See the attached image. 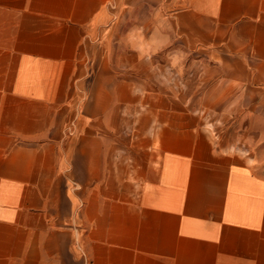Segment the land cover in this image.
I'll return each mask as SVG.
<instances>
[{"label": "crops", "instance_id": "obj_1", "mask_svg": "<svg viewBox=\"0 0 264 264\" xmlns=\"http://www.w3.org/2000/svg\"><path fill=\"white\" fill-rule=\"evenodd\" d=\"M0 264H264V0H0Z\"/></svg>", "mask_w": 264, "mask_h": 264}, {"label": "rangeland", "instance_id": "obj_2", "mask_svg": "<svg viewBox=\"0 0 264 264\" xmlns=\"http://www.w3.org/2000/svg\"><path fill=\"white\" fill-rule=\"evenodd\" d=\"M163 68L165 79H167L168 84L173 86L175 89L185 87L187 83V78L185 74H182L180 71L170 64L162 63L159 66L160 69Z\"/></svg>", "mask_w": 264, "mask_h": 264}]
</instances>
